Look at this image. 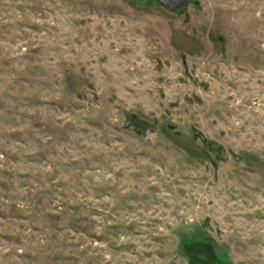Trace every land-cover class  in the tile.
Returning <instances> with one entry per match:
<instances>
[{
  "label": "rangeland",
  "instance_id": "374dc122",
  "mask_svg": "<svg viewBox=\"0 0 264 264\" xmlns=\"http://www.w3.org/2000/svg\"><path fill=\"white\" fill-rule=\"evenodd\" d=\"M192 236L264 264V0H0V264H190Z\"/></svg>",
  "mask_w": 264,
  "mask_h": 264
},
{
  "label": "trees",
  "instance_id": "16d2710c",
  "mask_svg": "<svg viewBox=\"0 0 264 264\" xmlns=\"http://www.w3.org/2000/svg\"><path fill=\"white\" fill-rule=\"evenodd\" d=\"M186 239H192L191 243H184ZM195 239L204 240L202 236L183 237L181 243L188 256L190 264H217L216 253L208 243L196 241ZM202 247L205 249H202Z\"/></svg>",
  "mask_w": 264,
  "mask_h": 264
},
{
  "label": "water",
  "instance_id": "95a60500",
  "mask_svg": "<svg viewBox=\"0 0 264 264\" xmlns=\"http://www.w3.org/2000/svg\"><path fill=\"white\" fill-rule=\"evenodd\" d=\"M161 6H164L166 8L169 9H177L180 8L181 6L184 5V3L187 0H156ZM124 125L126 127L130 126V125H134L135 126V131L136 132H140L141 130V126L140 123L135 120L133 117H128L125 122ZM194 134L196 136H198L201 141L203 142V144L207 147H209L210 149H219L220 146L218 144H213L210 140H208L203 134H201L198 130H194Z\"/></svg>",
  "mask_w": 264,
  "mask_h": 264
}]
</instances>
